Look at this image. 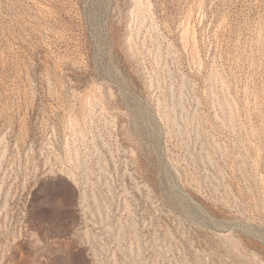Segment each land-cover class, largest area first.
<instances>
[{"label":"rangeland","instance_id":"obj_1","mask_svg":"<svg viewBox=\"0 0 264 264\" xmlns=\"http://www.w3.org/2000/svg\"><path fill=\"white\" fill-rule=\"evenodd\" d=\"M0 264H264V0H0Z\"/></svg>","mask_w":264,"mask_h":264}]
</instances>
